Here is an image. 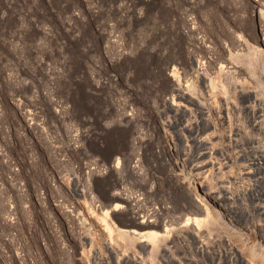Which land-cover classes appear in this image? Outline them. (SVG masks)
<instances>
[{
	"label": "rangeland",
	"instance_id": "374dc122",
	"mask_svg": "<svg viewBox=\"0 0 264 264\" xmlns=\"http://www.w3.org/2000/svg\"><path fill=\"white\" fill-rule=\"evenodd\" d=\"M164 141L264 239V0H0V264H260Z\"/></svg>",
	"mask_w": 264,
	"mask_h": 264
},
{
	"label": "bare ground",
	"instance_id": "6f19581e",
	"mask_svg": "<svg viewBox=\"0 0 264 264\" xmlns=\"http://www.w3.org/2000/svg\"><path fill=\"white\" fill-rule=\"evenodd\" d=\"M165 148H167L166 151H167L168 156L171 157V159L170 158L169 159L173 161V165L177 169L176 175L179 178L176 180L177 184L181 182L183 185H185V187L189 189L191 188V190H193L196 195V198H195L197 200L196 203L199 204L197 205L200 206L201 209L203 210L208 209L209 211H211L212 214H214V217H215L214 219H216L217 222H219L222 226L225 227V229L229 231L231 235L230 237L232 239L237 240L236 243L234 241L233 242L235 243V249H237L236 250L237 254L241 253V255H239L241 258L243 255V256L248 257V260L252 262L258 261L260 264H264V239H262L260 235H256L255 234L256 232L252 230L250 227L243 225L240 221L234 218L231 212H229V209L226 208L224 204H222L221 201L223 202L228 201L227 192H225L223 189H220L217 191H213V190L207 191L205 187L208 185L207 180L203 177L201 182L197 181V177L195 173L192 171V169L189 168L183 160H180L177 157L176 146L173 144V142H170V141L165 142ZM118 162L120 163V161ZM118 162H116L117 164L115 163L116 165L115 167H118ZM204 166H205L204 164L200 167L196 166L195 169L203 168ZM120 199L122 200L123 198L120 197ZM122 203H125V201H123ZM120 206L122 207V204L121 205L115 204L114 210H118ZM137 216L134 217L133 220L140 226L139 228L146 229V227H149V226L156 227L157 224L154 222L152 223L153 220L152 221L151 220L149 221L146 219L140 220V217L139 216L137 217ZM102 223L106 226V228L108 227V224H106V222H102ZM187 225H188V222H187ZM133 233L136 235H139L142 241H144L145 238L149 236L155 237V235H157V233L152 232L151 234L149 233L150 235L148 236L147 234L148 232L139 233L137 230H134Z\"/></svg>",
	"mask_w": 264,
	"mask_h": 264
}]
</instances>
